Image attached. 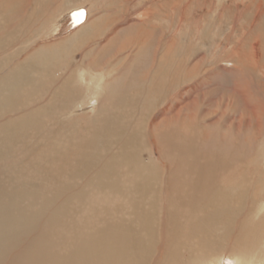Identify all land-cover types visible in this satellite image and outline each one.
Wrapping results in <instances>:
<instances>
[{
  "label": "bare ground",
  "instance_id": "bare-ground-1",
  "mask_svg": "<svg viewBox=\"0 0 264 264\" xmlns=\"http://www.w3.org/2000/svg\"><path fill=\"white\" fill-rule=\"evenodd\" d=\"M32 1L0 0V264H264L255 78L236 70L239 114L211 117L206 96H183L178 48L139 72L145 20L126 26L127 55L108 47L109 14L38 44L62 24Z\"/></svg>",
  "mask_w": 264,
  "mask_h": 264
},
{
  "label": "rangeland",
  "instance_id": "rangeland-1",
  "mask_svg": "<svg viewBox=\"0 0 264 264\" xmlns=\"http://www.w3.org/2000/svg\"><path fill=\"white\" fill-rule=\"evenodd\" d=\"M15 1H18L24 12L28 13L32 12L37 4V1L32 0ZM21 1H23V4ZM48 1L49 12H52V15H56L51 18L48 28L51 26V29H55V27H58L59 21L62 25H60L57 31H53L49 37L39 40L38 44L67 37L89 20V15L102 18L109 14L113 15L112 17L109 16V24L114 25L115 23L113 24L112 21H115L117 27L114 26L110 30V33L113 32V40L108 47L112 48L115 46L119 49L120 46V48L127 50L122 45L128 36L126 33L127 27L130 23H138L145 20V23L139 24L144 29L153 32L154 41L150 48V55L142 58L139 72L143 74L147 73L148 66L152 64L151 57L155 55V52L158 54L157 59H159L161 58L159 56L165 53V48L172 45L175 49L178 48L177 53L180 54V56L179 54L177 55L179 56L178 58L188 61L189 67H187L186 71L191 72H188L189 79L181 85L183 96L186 95V98L190 97V99L195 97L193 96L194 93L199 97L206 96L201 105V111L209 112L211 117L214 118L220 116L224 120L230 117L236 119L239 111L235 110L234 105L232 106L231 104V98L234 95L233 84L237 80L236 74H238L234 73L243 71L244 68V71H248L253 76V79L255 78L256 89L254 90L253 100L256 99L254 103L258 104L264 101L262 99L264 97V0ZM145 11H148L147 16ZM113 13L117 14L114 16ZM67 15L69 17L66 18ZM124 19L130 22L126 24L123 22ZM161 40H163L162 44ZM103 41L104 39L102 38L99 43L104 44ZM96 42L98 41H91L87 47L93 48V46L99 45ZM84 43L85 41L80 40V42H76V45L78 44L77 46L81 47ZM93 52L98 51H92L91 54L95 55ZM130 52L128 48L123 54L127 55ZM106 53L108 54L107 56H112V53L108 51ZM87 54L89 53L87 52ZM74 56L76 60L73 59L72 63L76 65V63L83 59L84 53L77 51ZM257 57L260 63L258 67L252 64ZM253 65L255 69H253ZM146 93L148 94V92ZM95 109H97L96 105H94L93 110ZM262 139L264 137H260V140ZM263 204L264 200L261 199L259 205ZM255 218L259 219L258 217ZM216 233H219V231Z\"/></svg>",
  "mask_w": 264,
  "mask_h": 264
}]
</instances>
